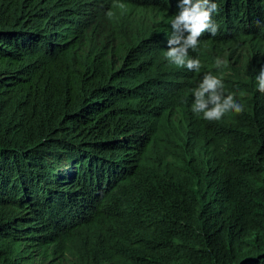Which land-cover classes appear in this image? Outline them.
Segmentation results:
<instances>
[{
  "label": "trees",
  "instance_id": "obj_1",
  "mask_svg": "<svg viewBox=\"0 0 264 264\" xmlns=\"http://www.w3.org/2000/svg\"><path fill=\"white\" fill-rule=\"evenodd\" d=\"M212 2L196 73L179 0H0V264H264V0ZM207 73L242 113L192 112Z\"/></svg>",
  "mask_w": 264,
  "mask_h": 264
},
{
  "label": "clouds",
  "instance_id": "obj_2",
  "mask_svg": "<svg viewBox=\"0 0 264 264\" xmlns=\"http://www.w3.org/2000/svg\"><path fill=\"white\" fill-rule=\"evenodd\" d=\"M123 9V4L117 5ZM179 11L170 22L171 34L167 39L165 59L177 68L199 73L201 62L198 58L189 56V50H195L201 37L207 32L211 37L218 33L219 26L213 21V14L219 11L218 5L212 0H179ZM109 16L113 13L109 12ZM227 61L219 57L215 60V67L227 66ZM257 91L264 93V67L256 76ZM193 103L191 110L208 121H219L228 113L240 114L244 105L238 103L234 94L225 95V85L222 78L207 73L203 75L199 84L191 90Z\"/></svg>",
  "mask_w": 264,
  "mask_h": 264
}]
</instances>
